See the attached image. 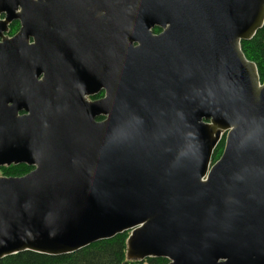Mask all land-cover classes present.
Returning <instances> with one entry per match:
<instances>
[{"label":"water","instance_id":"obj_1","mask_svg":"<svg viewBox=\"0 0 264 264\" xmlns=\"http://www.w3.org/2000/svg\"><path fill=\"white\" fill-rule=\"evenodd\" d=\"M263 27L264 0H0V168L34 167L0 178V260L129 232L130 261L264 264Z\"/></svg>","mask_w":264,"mask_h":264},{"label":"trees","instance_id":"obj_2","mask_svg":"<svg viewBox=\"0 0 264 264\" xmlns=\"http://www.w3.org/2000/svg\"><path fill=\"white\" fill-rule=\"evenodd\" d=\"M242 51L249 61L256 64L261 82H264V27L255 37L241 43ZM225 141L216 148L213 162H217L224 150ZM32 168L25 164L3 167L0 172L6 177H22L30 173ZM129 232L113 239L100 241L74 254L64 256H48L34 252L19 253L0 260V264H168L164 258H148L143 262L130 261L127 258V241Z\"/></svg>","mask_w":264,"mask_h":264},{"label":"flooded vegetation","instance_id":"obj_3","mask_svg":"<svg viewBox=\"0 0 264 264\" xmlns=\"http://www.w3.org/2000/svg\"><path fill=\"white\" fill-rule=\"evenodd\" d=\"M1 18L3 19V18H5V16L3 15ZM21 26H22V24H21V21H20V20H14V21L10 24V26H9V33L7 34V36H8L9 38L15 36V35L19 32ZM161 32H162V29H160V28H158V27H156L155 29H153V33H154L155 35H159ZM30 44H33V40H32V39L30 40ZM135 46H136V45H135ZM43 77H44V74H42V75L38 78V81H41V80L43 79ZM105 95H106L105 90H101L100 92H97V93L94 94V95L86 96V99H87L88 102H96V101H99L100 99L104 98ZM19 114H20V115H25L24 112H21V113H19ZM96 120H97V121H103V120H105V118H104V117H98ZM31 168H32V170H34V167H31ZM32 170H31V171H32Z\"/></svg>","mask_w":264,"mask_h":264},{"label":"rangeland","instance_id":"obj_4","mask_svg":"<svg viewBox=\"0 0 264 264\" xmlns=\"http://www.w3.org/2000/svg\"><path fill=\"white\" fill-rule=\"evenodd\" d=\"M1 177H5V176L3 175V173H2V172H0V178H1Z\"/></svg>","mask_w":264,"mask_h":264}]
</instances>
